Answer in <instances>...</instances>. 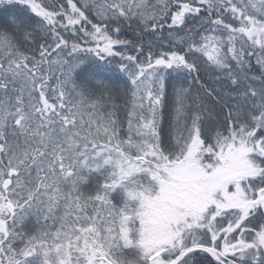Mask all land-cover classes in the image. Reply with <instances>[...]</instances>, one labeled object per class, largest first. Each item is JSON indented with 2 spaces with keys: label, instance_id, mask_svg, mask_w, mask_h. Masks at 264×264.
<instances>
[{
  "label": "snow or ice",
  "instance_id": "obj_1",
  "mask_svg": "<svg viewBox=\"0 0 264 264\" xmlns=\"http://www.w3.org/2000/svg\"><path fill=\"white\" fill-rule=\"evenodd\" d=\"M0 264H264V0H0Z\"/></svg>",
  "mask_w": 264,
  "mask_h": 264
}]
</instances>
